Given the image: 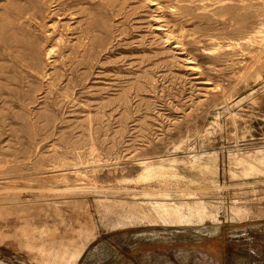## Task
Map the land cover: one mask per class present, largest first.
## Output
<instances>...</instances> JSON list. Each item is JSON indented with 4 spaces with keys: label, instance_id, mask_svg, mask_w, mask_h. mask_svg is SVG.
<instances>
[{
    "label": "rangeland",
    "instance_id": "1",
    "mask_svg": "<svg viewBox=\"0 0 264 264\" xmlns=\"http://www.w3.org/2000/svg\"><path fill=\"white\" fill-rule=\"evenodd\" d=\"M0 264H264V0H0Z\"/></svg>",
    "mask_w": 264,
    "mask_h": 264
},
{
    "label": "bare ground",
    "instance_id": "2",
    "mask_svg": "<svg viewBox=\"0 0 264 264\" xmlns=\"http://www.w3.org/2000/svg\"><path fill=\"white\" fill-rule=\"evenodd\" d=\"M149 164V163H148ZM150 166H152V165H150ZM156 167V166H155ZM152 168V167H151ZM249 168L250 169H255V166L253 165V164H249ZM158 170V169H157ZM166 170V169H165ZM156 171V170H155ZM161 171H163V170H161ZM165 172V171H164ZM162 173V172H161ZM145 174H147V173H145ZM154 174V173H153ZM162 175V174H161ZM163 182V181H162ZM161 191V190H160ZM155 192V191H154ZM149 194H151V193H149ZM157 194V193H156ZM168 193L166 192L165 193V195H167ZM156 196H158V195H156ZM169 197V196H168ZM168 200H158V201H155L154 203H153V207H154V210H155V212H157V214L161 217V218H163L164 220H173V221H177V220H184L185 218H187L188 219V216L192 213V214H194L195 212L199 215V213H200V210H202V209H194L193 211H195V212H191V213H189V215H187L185 212V208H184V206H186V204H188V203H183V204H175V203H169V202H167ZM173 202H175V201H173ZM194 206V205H193ZM196 206V205H195ZM200 206H202V205H200ZM199 206V207H200ZM198 207V208H199ZM191 208V207H190ZM192 208H194V207H192ZM185 209V210H184ZM189 210V209H188ZM185 211V212H184ZM190 211H191V209H190ZM201 214V213H200ZM205 214V213H204ZM195 215V214H194ZM197 216V215H196ZM201 216V215H200ZM199 216V217H200ZM192 217V216H191ZM198 217V216H197ZM186 219V220H187ZM189 219H190V217H189ZM71 254V253H70ZM70 257H72L71 255H70ZM74 257V256H73ZM77 258V257H76ZM67 261H65V263H66Z\"/></svg>",
    "mask_w": 264,
    "mask_h": 264
}]
</instances>
